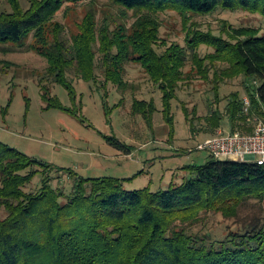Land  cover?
Returning <instances> with one entry per match:
<instances>
[{
    "label": "trees",
    "instance_id": "16d2710c",
    "mask_svg": "<svg viewBox=\"0 0 264 264\" xmlns=\"http://www.w3.org/2000/svg\"><path fill=\"white\" fill-rule=\"evenodd\" d=\"M99 1L29 0L24 10L19 0H7L11 12L0 13V43L17 44L31 36L30 51L47 62L39 78L46 108L72 112L50 96L44 81L62 85L71 95L72 78L126 88V65L137 63L163 92L164 117L171 124L170 102L192 62L201 79L213 71V88L242 76L248 98L234 92L223 113L210 109L206 132L213 134L225 114L230 131L251 132L254 115L264 118V36L240 28L234 30L240 40L229 43L190 30L187 48L171 44L162 53L156 50L161 12L177 9L184 21L187 13L207 15L218 8L264 16V0H107L121 10L120 19L132 12L130 24L104 10L98 18ZM81 5L83 15L69 34L55 17ZM201 45L213 53L200 59ZM214 63L224 66L213 70ZM153 110L151 103L135 100L132 111L151 125ZM50 171L71 180L70 195L52 187ZM193 174L167 190L126 191L120 179L82 178L0 142V264H264V165L210 156ZM36 175L39 186L28 191ZM217 215L231 227L226 234L206 231L208 219Z\"/></svg>",
    "mask_w": 264,
    "mask_h": 264
},
{
    "label": "rangeland",
    "instance_id": "374dc122",
    "mask_svg": "<svg viewBox=\"0 0 264 264\" xmlns=\"http://www.w3.org/2000/svg\"><path fill=\"white\" fill-rule=\"evenodd\" d=\"M19 3L24 10L29 7V0H19ZM83 9V5L75 6L68 14L57 15L55 20L65 23L66 30L73 34L72 22L83 15ZM98 9V18H103L104 10L105 15L110 13L112 18L113 14L118 21L127 24L134 21L131 11L118 18L121 10L107 0H100ZM4 12H11V7L7 0H0V13ZM187 17L184 21L177 9L161 12L158 53L171 44L187 48L190 30L229 43L240 40L234 34L240 28L248 30L247 35L264 36V16L240 8H218L207 15L187 13ZM31 43V36L17 44L0 43V142L39 162L71 170L82 178L120 179L126 191L167 190L193 177V169L210 159L206 151L198 149V144L218 131L233 132L225 113L217 130L213 134L206 132L210 109L219 108L223 113L227 97L234 92L240 98H247L242 76L213 88V71L210 69L208 78L201 79L190 62L183 70L185 82L170 102L172 123L168 124L163 112V92L139 64L129 63L124 75L126 88L72 78L74 94L71 95L62 85L44 81L50 96L72 112L48 109L39 87L47 62L30 51ZM196 52L204 59L213 50L201 45ZM214 66L213 70L224 65L214 63ZM258 84L256 81L255 86ZM135 100L151 103L154 109L151 125L144 115L132 111ZM185 111L189 112L187 116ZM254 116L264 120L258 113ZM118 143L129 148L130 153H125ZM63 174L50 171L52 187L59 186L70 195L72 182ZM40 178L36 175L27 190L34 191ZM207 222L210 226L206 231L212 235L226 234L231 228L223 223L220 215Z\"/></svg>",
    "mask_w": 264,
    "mask_h": 264
},
{
    "label": "built area",
    "instance_id": "2783aa9c",
    "mask_svg": "<svg viewBox=\"0 0 264 264\" xmlns=\"http://www.w3.org/2000/svg\"><path fill=\"white\" fill-rule=\"evenodd\" d=\"M246 113L249 112V102L245 99ZM254 127L251 132H222L210 136L198 149L206 151L216 160H230L238 162L264 165V120L254 117Z\"/></svg>",
    "mask_w": 264,
    "mask_h": 264
}]
</instances>
